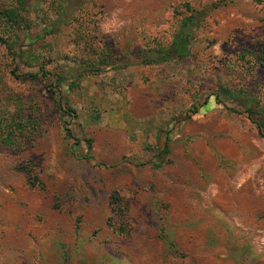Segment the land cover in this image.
<instances>
[{"label":"rangeland","instance_id":"rangeland-1","mask_svg":"<svg viewBox=\"0 0 264 264\" xmlns=\"http://www.w3.org/2000/svg\"><path fill=\"white\" fill-rule=\"evenodd\" d=\"M7 8L0 264H264V0Z\"/></svg>","mask_w":264,"mask_h":264},{"label":"trees","instance_id":"trees-1","mask_svg":"<svg viewBox=\"0 0 264 264\" xmlns=\"http://www.w3.org/2000/svg\"><path fill=\"white\" fill-rule=\"evenodd\" d=\"M219 4H221V2H218L215 4V7L218 6ZM0 17L2 18H5L10 24H14V23H20L21 22V17H20V14L19 12L14 9V8H7V9H4V10H0ZM195 17L194 14L190 15L187 19L188 21H192V19ZM185 26H189V24L187 23V21L185 22L184 24ZM1 39V37H0ZM147 62H150V61H147ZM194 112H196V109H194ZM258 124L262 127H264V120H258L257 121ZM66 131H67V135L69 136H73V133H72V130L68 127H66ZM11 140L10 137H8V141ZM170 151V148L168 146V144L165 146L164 148V152L168 153ZM164 159L162 160H157L154 162V166L155 167H160L163 165L164 163Z\"/></svg>","mask_w":264,"mask_h":264}]
</instances>
